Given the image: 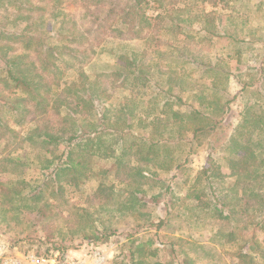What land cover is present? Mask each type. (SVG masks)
Segmentation results:
<instances>
[{
    "label": "trees",
    "instance_id": "obj_1",
    "mask_svg": "<svg viewBox=\"0 0 264 264\" xmlns=\"http://www.w3.org/2000/svg\"><path fill=\"white\" fill-rule=\"evenodd\" d=\"M65 1L78 9H64ZM181 4L184 0H0V174L15 178L0 181V219L6 226L16 221L30 226L19 232L13 244L21 248L23 242L31 243L36 226L51 240L50 251H36L46 255L67 250L66 236L55 240L63 236L60 226L67 228L70 240L77 236L94 246L116 238L109 228L97 229L88 196L87 205L68 196V192L80 195V187L95 180V200L102 201L95 209L111 204L117 216L132 213L138 222L120 248H127V264H162L153 259L154 252L146 251L152 241L133 239L141 231L167 227L169 212L155 219L146 208L159 200V194L151 193L160 184L156 172L180 170L193 144H200L225 118L231 102L228 64L211 60L203 49L211 46L209 40L198 35L212 34L209 13L203 14V21L197 13L186 19L181 15L188 9H181ZM48 19L53 21L52 45L46 42ZM199 23L196 33H184ZM169 33L183 38L171 41L166 38ZM147 38V50L117 55L122 70L87 75L84 68L108 39ZM148 52L157 59L153 67L142 64ZM186 67L200 69L198 81L188 79ZM70 70L75 77L61 87ZM237 79L241 93H252L255 100L243 108L225 145L223 164L230 178L219 175L220 165L213 170L208 157L192 183L195 217L187 227L211 221L216 228L210 237L213 246L242 241L248 249L236 255L241 264H258L256 259L264 264V242L257 239L258 233L264 238V59L258 69ZM104 84L128 92L129 97L115 100L95 119L96 106L106 101ZM150 87H154L152 96H148ZM166 87L187 94L197 107L168 115L165 109L171 97L183 106L185 101L180 95L166 94ZM161 94L165 100L157 109L155 101ZM143 101L146 107L140 111ZM139 111L145 117H137ZM136 118L141 131L152 132L151 138L134 133ZM25 121L33 127L23 131ZM184 131L192 133L188 144ZM23 149L30 152L17 153ZM25 171L34 172L33 182L23 177ZM114 190L123 198L114 200ZM240 231L249 232V237L243 239ZM166 249L172 254L169 264H187L177 261L173 244H166Z\"/></svg>",
    "mask_w": 264,
    "mask_h": 264
},
{
    "label": "rangeland",
    "instance_id": "obj_2",
    "mask_svg": "<svg viewBox=\"0 0 264 264\" xmlns=\"http://www.w3.org/2000/svg\"><path fill=\"white\" fill-rule=\"evenodd\" d=\"M184 3L185 4L180 5V8L184 9V7L187 6V13L181 15L186 19L188 15L197 13L200 17L199 20L203 21V14L209 13L207 17L209 19L208 28L212 34L205 31L200 32L198 35L199 37L204 36L209 40L211 46L209 48L203 46V49L211 60H217L228 64L232 74L227 85V92L231 102L225 118L216 125L215 129H213L200 144H193V150L188 161L180 170L177 172L175 170H158L156 172L160 184L153 187L151 193L159 194V200L156 205L151 203L146 204V208L155 215V219L157 217L162 218L166 212H169L170 217L167 227L159 231L154 229L141 231V233L137 234L133 239L136 240V242L142 241L144 244L148 241H152L153 245L146 251L154 252L155 258L153 259L162 264H169L172 260V254L166 249V244H173V248L177 253V261L183 260L187 262V264H241L236 258V255L240 251H247L248 249V247L243 246L242 241L222 247L213 246L210 242V237L216 231V228L212 225L211 221L204 220L203 224L200 226L191 224L189 228L187 227V223L189 220L192 222L195 217L194 212L191 210L193 204L192 183L197 171L206 166L208 157H210L211 160L209 166L213 170L216 169L217 165H220L218 169L219 175L226 180L230 178V170L223 164L226 156L224 151L225 145L240 120L241 111L245 106L250 105L255 100L254 96H251L252 93H241L242 91L237 77L250 69H258L261 61L264 59V0H218L215 6L203 0H184ZM61 7L72 10L73 12L78 9L69 1H65ZM148 14L151 15L152 12L148 11ZM52 24L53 21L48 19L46 26V42H48L49 45H52L54 42L51 30ZM200 27V23L192 24L191 28L185 30L184 33H196V31L200 30ZM182 35L179 34L174 36L169 33L167 37H165L171 41L174 38L181 41L183 38ZM149 46V38L144 40L108 39L96 48L95 55L84 69L90 77L100 72L122 70L124 64L117 59L119 53H128L132 50H147ZM155 62H157V59L153 55H150L149 52L142 60L143 65H152L151 67L156 64ZM186 68V70L190 72L188 79L198 81L201 75L200 69ZM152 73H156L155 69H152ZM74 77V70L68 71L64 80L61 82V87ZM248 78L249 76L243 79L241 78V81H246ZM101 89L106 93L105 96H102L106 101L104 100V103L96 106L94 111L95 119H99L98 114L102 113L110 104L114 105L116 103L115 100L124 96L126 99L129 97L128 92L112 89L107 84L102 85ZM153 91L154 87H150L148 89V96H152ZM165 93L168 95H180L181 99L185 101V106H183L171 97L169 105L165 109L168 115L172 113V110L184 113L187 109H190V107H197L196 103L193 102L187 94L181 93L177 89L166 87ZM164 100V94L157 97L155 101V103H158L157 109L161 108ZM146 103L147 101H143L139 104L140 111L146 107ZM140 111L137 113V117H145L144 112ZM137 119L138 118L135 119L136 129L133 128L134 133L142 134L146 139L151 138L152 132L145 130L141 131L139 128L140 125L136 124L138 123ZM32 127L33 123L30 121H25L21 126L23 131L31 129ZM182 137L185 143L188 144L192 139V133L190 131H184ZM62 147L63 145L60 146L59 149H62ZM1 150L2 142L0 141V153ZM178 151L179 150H175L174 155H178ZM28 152H30V150L25 151V149H23V151H17V153H21L22 155ZM29 154L31 155L32 153ZM34 175L32 171H25L23 177L29 182H33L35 179ZM5 180H15V178L12 175L0 174V181ZM96 185L97 183L95 180H92L80 187V195H74L68 192V196L72 197V202H78L81 205H87V203L84 202V197H89L87 206L94 214L93 217L98 219L95 224L97 229L109 228L114 231V234L116 233V238H111L110 240H113L111 241L112 244L117 243L118 246L115 248V257L109 264H127V248L125 247V249L121 251L120 248L125 244V236L132 232V229L136 227L138 222L132 217V213L117 216L116 212H113L114 210H112L111 204L106 205L105 208L101 210L98 208L95 209L99 206V203L101 204L102 202L95 200L94 190ZM119 192L120 191L117 192V190H114V200L120 197L123 198L124 194ZM0 226L2 232L5 230L3 234L11 241L17 237L20 231H27L30 229V226L22 221L8 223L7 226L1 222ZM33 230V237L35 238H33L31 243L23 242L21 248L30 251H39L41 253L50 251L51 240L45 237L38 226L34 227ZM59 233L63 236L59 235L55 240L59 241L66 236L65 239L67 240L65 241L64 239L63 241L67 243L66 249H73L85 241L77 236L72 237L70 240L67 236V228L64 226L59 227ZM240 236L243 239H247L249 237V232L240 231ZM178 239H184L189 243H182L178 241ZM257 239L260 242H264V238L260 233L257 234ZM256 261H258V264H262L258 259H256Z\"/></svg>",
    "mask_w": 264,
    "mask_h": 264
},
{
    "label": "built area",
    "instance_id": "obj_3",
    "mask_svg": "<svg viewBox=\"0 0 264 264\" xmlns=\"http://www.w3.org/2000/svg\"><path fill=\"white\" fill-rule=\"evenodd\" d=\"M111 241L95 246L84 241L73 249L46 255L23 250L0 233V264H109L118 246Z\"/></svg>",
    "mask_w": 264,
    "mask_h": 264
}]
</instances>
